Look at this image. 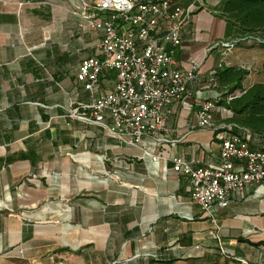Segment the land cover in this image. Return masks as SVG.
<instances>
[{
    "label": "crops",
    "instance_id": "0c3cea01",
    "mask_svg": "<svg viewBox=\"0 0 264 264\" xmlns=\"http://www.w3.org/2000/svg\"><path fill=\"white\" fill-rule=\"evenodd\" d=\"M221 1L189 2L176 58L197 77L167 120L178 140L156 146L148 137L125 144L71 116L92 101L76 75L103 35L75 9L83 0H0V264H264V187L207 214L173 169L175 157L220 163L226 131L197 127L198 110L221 94L217 66L245 67L228 56L225 21L211 9ZM234 48L255 57L244 87L264 82V48ZM231 115L220 105L213 119ZM263 143L250 136L251 148Z\"/></svg>",
    "mask_w": 264,
    "mask_h": 264
},
{
    "label": "built area",
    "instance_id": "2783aa9c",
    "mask_svg": "<svg viewBox=\"0 0 264 264\" xmlns=\"http://www.w3.org/2000/svg\"><path fill=\"white\" fill-rule=\"evenodd\" d=\"M89 28L101 30L96 54L82 60L76 77L91 92L92 101L75 108L71 116L98 124L123 143L140 145L151 138L158 146L174 140L167 120L175 104L188 96V83L195 80V67L182 69L176 54L183 46V31L195 9L177 0H83ZM230 50L234 44L227 42ZM114 73L113 89L103 92L102 82ZM216 99H207L198 110L197 127L224 130L217 166H193L175 157L173 169L190 184V198L205 213L222 208L233 194L259 185L264 187V150L251 148L247 129L213 119ZM144 153L158 160L147 149Z\"/></svg>",
    "mask_w": 264,
    "mask_h": 264
},
{
    "label": "trees",
    "instance_id": "16d2710c",
    "mask_svg": "<svg viewBox=\"0 0 264 264\" xmlns=\"http://www.w3.org/2000/svg\"><path fill=\"white\" fill-rule=\"evenodd\" d=\"M177 1L185 7L196 0ZM211 9L214 16L225 21L224 38L229 43L264 48V0H223ZM261 70L264 74V62ZM213 72L216 88L221 92L215 103L232 112L223 122L232 124L234 133L247 129L252 137L264 138V82L244 87L251 71L236 65L222 63ZM258 149L264 150V143Z\"/></svg>",
    "mask_w": 264,
    "mask_h": 264
},
{
    "label": "rangeland",
    "instance_id": "374dc122",
    "mask_svg": "<svg viewBox=\"0 0 264 264\" xmlns=\"http://www.w3.org/2000/svg\"><path fill=\"white\" fill-rule=\"evenodd\" d=\"M199 1H201V0H199ZM241 51H244V50H242V49L238 50V49H235L234 47H231L230 50H227V52H230V53H228V56H229V58H232V61L236 60V61L242 63L245 67L251 65L252 63L248 62V61L251 59H254L255 57L253 55L247 56L244 54H240ZM261 54H262V52H261ZM262 55H264V54H262Z\"/></svg>",
    "mask_w": 264,
    "mask_h": 264
}]
</instances>
